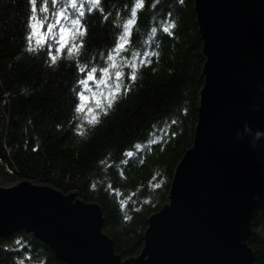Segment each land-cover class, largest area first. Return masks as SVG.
<instances>
[{
	"label": "trees",
	"instance_id": "16d2710c",
	"mask_svg": "<svg viewBox=\"0 0 264 264\" xmlns=\"http://www.w3.org/2000/svg\"><path fill=\"white\" fill-rule=\"evenodd\" d=\"M192 3L36 0L33 12L0 0L2 172L97 204L121 260L139 253L192 144L203 65ZM246 244L264 264V203ZM0 264L65 263L16 231L0 239Z\"/></svg>",
	"mask_w": 264,
	"mask_h": 264
},
{
	"label": "water",
	"instance_id": "95a60500",
	"mask_svg": "<svg viewBox=\"0 0 264 264\" xmlns=\"http://www.w3.org/2000/svg\"><path fill=\"white\" fill-rule=\"evenodd\" d=\"M201 40L191 146L139 253L121 260L101 209L74 191L0 167V239L24 231L65 264H250L249 223L264 203V0H192Z\"/></svg>",
	"mask_w": 264,
	"mask_h": 264
},
{
	"label": "snow or ice",
	"instance_id": "6c2138e0",
	"mask_svg": "<svg viewBox=\"0 0 264 264\" xmlns=\"http://www.w3.org/2000/svg\"><path fill=\"white\" fill-rule=\"evenodd\" d=\"M96 2L97 3H99V0H96ZM31 3H32V5H33V8H32V10H33V12H35L36 11V8H35V4H36V0H31ZM73 7H75V5H73ZM84 13H81V15H83ZM133 15H135V13H133ZM130 23H131V21H130ZM164 31L165 32H167L168 31V28H165L164 29ZM32 35L30 34L28 37H27V40H28V43H29V50L31 51V50H34L33 48H32ZM121 47H123V46H121ZM53 60H55V57H53L52 58ZM117 75H119V74H117ZM90 79H91V77H89ZM132 79H135V73H133V75H132V77H131ZM110 106V105H109ZM129 155H131V153H129Z\"/></svg>",
	"mask_w": 264,
	"mask_h": 264
}]
</instances>
